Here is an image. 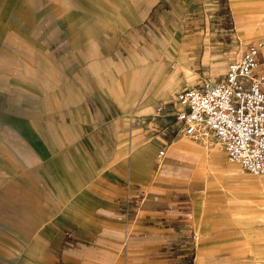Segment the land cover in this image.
<instances>
[{
    "label": "crops",
    "instance_id": "crops-1",
    "mask_svg": "<svg viewBox=\"0 0 264 264\" xmlns=\"http://www.w3.org/2000/svg\"><path fill=\"white\" fill-rule=\"evenodd\" d=\"M225 1L237 36L264 43V0ZM182 4L195 11L175 29L178 69L209 57L199 22L219 8L218 0ZM123 12L108 19L110 30ZM217 43L224 57L230 42ZM260 62L264 72V48ZM164 65L151 66L154 78ZM177 93L142 97L129 112L105 94L107 116L59 119L52 141L38 146L28 136L34 161L0 184V264H264V196L219 150L178 130Z\"/></svg>",
    "mask_w": 264,
    "mask_h": 264
},
{
    "label": "rangeland",
    "instance_id": "rangeland-1",
    "mask_svg": "<svg viewBox=\"0 0 264 264\" xmlns=\"http://www.w3.org/2000/svg\"><path fill=\"white\" fill-rule=\"evenodd\" d=\"M178 1L73 0L72 5L68 0H0V141L10 147L17 162L8 164L0 151V184L34 161L32 150L39 142L52 141L59 119L80 111L94 119L103 110L99 98L103 100L105 94L112 106L125 103L129 112L142 97L200 84L202 68L210 71L207 79H222L227 63L251 42L237 36L226 1L218 0V9L206 11L207 22H199L209 57L203 63L199 58L194 68L177 69L176 44L182 34L175 32L176 27L186 29L189 24L182 23H188L195 11L184 4L177 6ZM249 3L251 7L252 1ZM116 10L124 11V19L113 31L108 19ZM82 22L80 29L77 24ZM166 39L173 40L174 46ZM217 42H230L223 49L229 52L224 57L215 55ZM167 49L173 57H166ZM160 60L165 67L154 78L150 68ZM169 101L167 106H175ZM102 103L107 109V103ZM106 112L102 114L107 116ZM28 136L35 147L29 145ZM198 139L206 151L219 150L238 175L257 186L258 196H264V174L248 173L229 160L212 136ZM206 155L208 158L209 153ZM211 175L218 176L212 170Z\"/></svg>",
    "mask_w": 264,
    "mask_h": 264
},
{
    "label": "built area",
    "instance_id": "built-area-1",
    "mask_svg": "<svg viewBox=\"0 0 264 264\" xmlns=\"http://www.w3.org/2000/svg\"><path fill=\"white\" fill-rule=\"evenodd\" d=\"M262 46V40L248 44L238 58L227 63L222 79H204L179 91V109L174 112L185 136H212L229 160L255 175L264 174ZM161 110V106L156 108L157 113Z\"/></svg>",
    "mask_w": 264,
    "mask_h": 264
},
{
    "label": "bare ground",
    "instance_id": "bare-ground-1",
    "mask_svg": "<svg viewBox=\"0 0 264 264\" xmlns=\"http://www.w3.org/2000/svg\"><path fill=\"white\" fill-rule=\"evenodd\" d=\"M69 1V3L70 4H72L73 3V0H68ZM95 1H97L98 2V0H95ZM99 1H101V0H99ZM253 1V0H252ZM239 2V1H238ZM234 3V2H233ZM100 4V3H99ZM255 4H257V3H255ZM259 4V3H258ZM263 4V3H262ZM73 5V4H72ZM84 5V4H83ZM86 6V5H85ZM79 9V8H78ZM234 9V8H233ZM254 9V8H253ZM233 11V10H232ZM113 12H114V10H113ZM237 12V11H236ZM98 13V12H97ZM234 13V12H233ZM238 13V12H237ZM251 13H256V12H251ZM89 14V13H88ZM100 14V13H99ZM102 15V14H101ZM70 16H72V15H70ZM103 16V15H102ZM113 16H115V14L113 13ZM96 18V17H95ZM104 18H106L105 16H104ZM123 18V17H122ZM262 18V17H261ZM124 19V18H123ZM257 21V20H256ZM84 22H82V23H78L77 25L78 26H80V29H83V24ZM240 24V23H239ZM238 25V24H237ZM94 27V26H93ZM69 29H70V27H68ZM241 31V30H240ZM263 36V35H262ZM166 43H172V40L171 39H166ZM164 46H166L165 44H163ZM163 47V46H162ZM262 48H264V43H263V46H262ZM178 61V60H177ZM178 69V68H177ZM100 78V77H99ZM101 79V78H100ZM103 83V82H102ZM176 86V85H175ZM106 102V101H105ZM32 143V142H31ZM33 145V144H32ZM0 151L4 154V161H6L7 160V163L8 164H10V163H16V165H17V162H15V160H16V156H15V154H11L10 153V147L9 148H7L1 141H0ZM15 152V151H14Z\"/></svg>",
    "mask_w": 264,
    "mask_h": 264
}]
</instances>
